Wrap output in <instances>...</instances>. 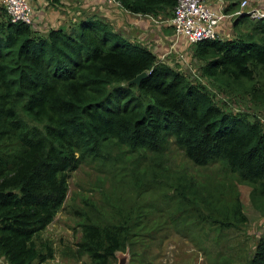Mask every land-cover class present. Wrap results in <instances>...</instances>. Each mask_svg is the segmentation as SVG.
Here are the masks:
<instances>
[{
  "label": "trees",
  "instance_id": "16d2710c",
  "mask_svg": "<svg viewBox=\"0 0 264 264\" xmlns=\"http://www.w3.org/2000/svg\"><path fill=\"white\" fill-rule=\"evenodd\" d=\"M116 1L153 16L171 15L176 0ZM234 21L243 26L233 36L194 42L188 60L215 89L247 96L264 114V15L242 11ZM160 59L97 17L38 32L10 21L0 5V256L7 264L51 257L49 243L37 247L33 237L61 207L67 171L108 139L159 150L171 138L194 164L220 161L264 194V119L217 104L203 81ZM141 71L138 83L129 81ZM84 220L75 254L114 264L131 235L125 222ZM245 264H264V227Z\"/></svg>",
  "mask_w": 264,
  "mask_h": 264
},
{
  "label": "rangeland",
  "instance_id": "374dc122",
  "mask_svg": "<svg viewBox=\"0 0 264 264\" xmlns=\"http://www.w3.org/2000/svg\"><path fill=\"white\" fill-rule=\"evenodd\" d=\"M70 33L76 35L75 27ZM169 57L171 66L203 81L217 104L264 119L247 96L217 90L199 77L194 59ZM168 139L159 150L108 139L98 154L70 168L61 207L33 237L37 247L48 242L52 249L39 264H88L84 253L74 252L85 218L125 222L131 235L114 264H245L264 227L261 188L239 180L220 161L194 164Z\"/></svg>",
  "mask_w": 264,
  "mask_h": 264
},
{
  "label": "crops",
  "instance_id": "0c3cea01",
  "mask_svg": "<svg viewBox=\"0 0 264 264\" xmlns=\"http://www.w3.org/2000/svg\"><path fill=\"white\" fill-rule=\"evenodd\" d=\"M240 0H207L206 4L221 13L215 29L217 38H230L243 24H236L232 12L239 8ZM33 28L45 32L49 28H67L88 16L106 21L110 27L130 41L151 50L159 59L171 65L169 56L189 59L190 47L184 37L173 32L170 11L156 15L134 13L123 8L116 0H29ZM257 9L264 15V0H246L242 10ZM171 51V52H170ZM170 52V53H169ZM189 57V58H188ZM4 260L0 256V264ZM3 264H7L3 261Z\"/></svg>",
  "mask_w": 264,
  "mask_h": 264
},
{
  "label": "built area",
  "instance_id": "2783aa9c",
  "mask_svg": "<svg viewBox=\"0 0 264 264\" xmlns=\"http://www.w3.org/2000/svg\"><path fill=\"white\" fill-rule=\"evenodd\" d=\"M3 7L9 20L30 23L32 18L31 5L28 0H2ZM112 2L114 0H107ZM207 0H176L172 7L169 21L173 32L184 37L189 43L202 39L217 38L216 25L221 18V13L211 9ZM246 0L239 1V8L234 10L236 15L244 10ZM249 17H258L263 14L257 9L244 11ZM33 26V23L32 25ZM35 29V28H33Z\"/></svg>",
  "mask_w": 264,
  "mask_h": 264
},
{
  "label": "water",
  "instance_id": "95a60500",
  "mask_svg": "<svg viewBox=\"0 0 264 264\" xmlns=\"http://www.w3.org/2000/svg\"><path fill=\"white\" fill-rule=\"evenodd\" d=\"M146 72L145 71H141L140 73L136 74L133 78H131L129 81L130 82H134V83H138L139 79L143 76H145ZM119 264H122V260H119Z\"/></svg>",
  "mask_w": 264,
  "mask_h": 264
},
{
  "label": "clouds",
  "instance_id": "9594fccd",
  "mask_svg": "<svg viewBox=\"0 0 264 264\" xmlns=\"http://www.w3.org/2000/svg\"><path fill=\"white\" fill-rule=\"evenodd\" d=\"M233 16H235V15H233ZM31 28H33L32 26H30Z\"/></svg>",
  "mask_w": 264,
  "mask_h": 264
}]
</instances>
